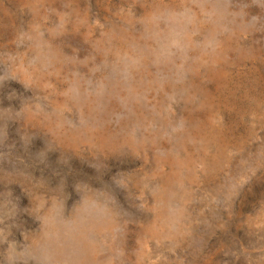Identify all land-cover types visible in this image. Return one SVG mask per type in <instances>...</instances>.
<instances>
[{
	"label": "rangeland",
	"instance_id": "obj_1",
	"mask_svg": "<svg viewBox=\"0 0 264 264\" xmlns=\"http://www.w3.org/2000/svg\"><path fill=\"white\" fill-rule=\"evenodd\" d=\"M0 264H264V0H0Z\"/></svg>",
	"mask_w": 264,
	"mask_h": 264
},
{
	"label": "bare ground",
	"instance_id": "obj_2",
	"mask_svg": "<svg viewBox=\"0 0 264 264\" xmlns=\"http://www.w3.org/2000/svg\"><path fill=\"white\" fill-rule=\"evenodd\" d=\"M91 227V226H90Z\"/></svg>",
	"mask_w": 264,
	"mask_h": 264
}]
</instances>
